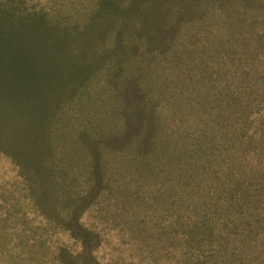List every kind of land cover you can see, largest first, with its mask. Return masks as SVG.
I'll return each mask as SVG.
<instances>
[{
    "label": "trees",
    "instance_id": "obj_1",
    "mask_svg": "<svg viewBox=\"0 0 264 264\" xmlns=\"http://www.w3.org/2000/svg\"><path fill=\"white\" fill-rule=\"evenodd\" d=\"M263 61L264 0H0V158L14 178L0 183V230L48 249L40 216L79 243L53 264H109L84 218L93 209L141 253L152 230L176 264H264V156L237 177L239 139L256 137L232 124L256 106L247 94H264L250 85ZM205 166L224 176L201 196L164 182L150 190L159 213H136L142 186L198 187ZM36 252L21 263H40Z\"/></svg>",
    "mask_w": 264,
    "mask_h": 264
},
{
    "label": "rangeland",
    "instance_id": "obj_2",
    "mask_svg": "<svg viewBox=\"0 0 264 264\" xmlns=\"http://www.w3.org/2000/svg\"><path fill=\"white\" fill-rule=\"evenodd\" d=\"M260 71H264V61L259 67ZM262 75L261 79L259 78L257 81H253L251 83V87L256 88L258 85H262L264 87V73H260L259 76ZM246 90H250V87H247ZM255 96V97H254ZM248 103H254L256 104L255 107L250 109L249 112H247L246 115L248 118L244 119L245 117L240 115L237 117L233 115L236 119V122L238 121V125H234V122L232 119L225 120L228 122L229 120L232 121L233 124V130L238 129V127H241L242 132L252 133L255 135V142L252 143H246L245 144V137H241L239 140L243 139V146H239L240 149H244L243 153L241 154L242 157L245 159V163L243 161V158H239V162L241 165V169L239 173L237 174V177L240 176V174L249 167L253 169L256 166L253 164L255 161L252 159V155L255 151L260 152L264 156V94H260L259 92L255 91L253 89L252 94L246 95ZM222 110L225 109V107H221ZM229 118V115H228ZM215 132V131H214ZM213 132V133H214ZM232 132V130L228 131ZM246 133V136H247ZM190 134V133H189ZM258 146V147H257ZM258 148V149H257ZM247 149V150H245ZM245 155H248L247 157ZM252 165H250V164ZM261 163L264 164L262 161ZM242 164L244 166H242ZM215 164V160L210 162L209 166H213ZM261 165V164H260ZM158 166L155 167V169L161 173V175L164 173V169ZM135 174H143L141 171H133ZM178 170L175 172L177 173ZM154 173V171H153ZM203 175H207V178L200 182V186L196 187L193 184H188V182H182L178 178H174L171 176H166L167 178H157V180L152 183L151 185H144L142 186V189L140 188L142 195L140 198L137 199V203H139V206L136 208V213H142L146 214V219L151 216L154 212L159 213L157 210H153L154 202L152 198V193L150 190L152 189H164L167 187V184H163L164 182H168L169 186L172 184H176L180 186L184 190H190L191 192L197 193L199 196H201L202 191L210 189L213 184H217L219 181L222 180L224 174H222L219 170V168L216 167H208L205 166L202 171ZM144 175V174H143ZM146 176H141V178H145ZM11 182H14V178L12 176L11 168L8 167V162H6L4 159L0 158V183L5 185H9ZM220 182L219 184H221ZM224 183H229L228 181H225ZM230 184V183H229ZM3 191H0V207L3 208V210L10 209V202L8 200H1V194ZM144 192V195H143ZM171 197H175L176 194L172 193L170 195ZM30 199V198H29ZM23 208H32L30 203L28 202V197H21L19 199H15ZM11 201H14L12 199ZM31 202V200H30ZM235 208L233 209V212H235ZM26 212H29L27 210ZM150 215V216H149ZM234 215V214H233ZM2 216V215H0ZM236 216V215H234ZM40 217V216H39ZM39 217H36L34 220L31 221V225L33 227L37 226L36 233L39 238L41 234H44L46 231V239H45V245H47L48 249L37 246L35 248H29L25 246L24 243L19 242L18 238L15 237L13 234L15 230V225L13 228L6 227L5 231L0 230V264H7V258L10 255H15V261L16 264H22L21 260L26 255L29 254L30 250H35L36 256L38 260L40 261L35 264H53V260L50 259L52 255L55 254L57 251V247H63L71 252H76L79 249V243L75 238H73L68 232L62 231L59 228H51L50 226L48 229L44 230V224L39 219ZM84 218L87 219V224L89 227L95 228L98 232L97 234L99 236V242L97 243V253L100 257L102 262H107L109 264H176V258H179L180 253L179 251L174 247V250L172 247L167 246L168 243L161 242L162 238L156 240V235L152 230H145L143 233V236H146L148 239V245L144 246V250L146 252L141 253L136 248V242L134 238H132V235L130 234L129 230H121L119 227L113 226L111 223H109L106 220H103L100 218L98 214L95 213L93 209H90L87 213H84ZM234 229L239 228L240 232L242 223L240 221H235V223L232 225ZM126 227V226H125ZM127 228V227H126ZM239 231V230H237ZM11 238V239H10ZM196 249H194L191 253V255L195 252ZM148 252V253H147ZM42 255V259L41 256ZM195 257H200L199 251L196 253ZM184 264H197L194 262V259H190L189 261H184Z\"/></svg>",
    "mask_w": 264,
    "mask_h": 264
}]
</instances>
